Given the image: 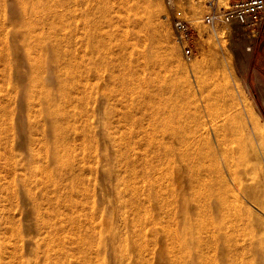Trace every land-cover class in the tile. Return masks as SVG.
Here are the masks:
<instances>
[{"label": "rangeland", "instance_id": "1", "mask_svg": "<svg viewBox=\"0 0 264 264\" xmlns=\"http://www.w3.org/2000/svg\"><path fill=\"white\" fill-rule=\"evenodd\" d=\"M43 1L45 0H34L33 3L37 2L38 4H40L42 2L41 4H43ZM54 1L56 0H53V2ZM92 1L93 0H91V2L89 3V6H92L91 9L89 6H84L74 11V16L70 18L68 22H65L63 24L64 29L63 31L62 29L60 30V34L59 31L56 32V30H54L55 39L57 38L59 40L60 38H62L60 40L63 43H61V52L67 54L68 58L70 59L71 64L69 63L68 68H70L69 71L71 73L73 72L72 74L74 76L73 79L75 82L73 80L72 82L76 83V86L74 87V89H72V91L74 90L73 93L71 92V103L70 101L65 103V105H62L61 109L70 111L77 110L81 114L77 116L78 119L70 122V127H77L78 130L77 132L72 131L73 133L69 134V142L66 144V146L70 148L68 149V151L70 150L69 152L66 153L63 151L51 150L50 147L54 141V135L52 134V132L49 133V135L47 131L43 132L42 130L39 131V134H36L34 136L35 141L29 142L26 145L29 150L31 149L34 153L36 152L32 157H29L26 154L24 148L17 143V138L22 133L21 129L15 127L17 117L19 115H23L24 117L32 116V118H34L35 116L34 119L40 120L36 124L40 127L41 124L43 125V123H46L45 120L42 121V119L39 118V112L37 111L38 109H40V105H42L43 103H39L37 98L31 100L28 96V92L27 95L22 99L23 102L21 103H23V105H20L21 99L19 96L21 87L14 79L15 68L13 67L11 59H9L11 58V56L9 57V54H5V58L6 55H8V58H4V60L7 62L5 63V61L2 59V56L0 55V131H4H2L3 133L1 132L0 134V264H51V260L49 257L52 256L53 259L57 256H60L61 254L66 253L69 256V263L67 262L68 264H80V257H82V255L89 256L92 259L91 264H135V262L136 264H166V262L167 264H170L172 262L174 264H197V258L189 257L191 255V249L189 246L185 248L186 255L181 254L185 257H181V255L175 253V244L171 237L175 234L179 235L181 233L182 225L180 224V222L178 229H176L175 225L172 226L174 230H170V228H168V220L172 216V214H175L178 220L179 217H181V203L180 205L176 202L173 203L174 195H177L179 199H182V196H180V192H178V183L176 182L174 173L172 172L173 167L177 165L175 164L176 162L171 163L172 158L170 159L168 158L169 156L167 157L162 155L158 162L155 163L157 165V167L155 168L156 170L154 169V171H156L155 173L144 174L142 170H138V168L140 167L139 165L143 164V158L149 160L156 154V152H150L144 155L142 149L135 146V141H138V139L141 138L145 142H152L156 140L165 143L167 141V139L165 138V120L162 121L159 119H148L146 120V122H144V119L143 122L140 121V123L142 122L141 124L144 125L139 126L141 128L137 127L138 133H135V135H138L136 136V138H134V143L132 138V144H130V146L132 147L129 146L130 151L127 148L129 152L126 156L121 158V161H119L120 163L118 162V165L116 161L118 160L116 159L118 157L116 156V154H114L116 153L114 149H118L116 147H119V149L122 148V146L120 147L119 145H122L123 141L125 142V140H128L129 135H127L126 133L127 131L128 133L130 132V130L128 129L133 126V121L135 119L137 120V117H135V119L133 118L132 121L130 120L129 122H126V127V124L124 125L125 117L122 112V108L123 106H126L124 110L132 109L133 111L135 110L136 105L140 99L136 97V94L134 93V98H136V100L128 99L125 102H119V97L117 95V99L115 98L116 100L113 104L102 103L100 106L99 99L101 97V94L106 93L111 88V90H113L114 92L116 91V93L114 94H118L117 92H121V90H119L120 87H117V83H115L111 79H108L110 78L109 75L111 72L107 68L106 62L102 63L100 66H95L93 63H91L97 56L96 48H98L99 46L96 42L93 41V38L95 35V39H102V36H105V34L111 35V33H113V36H105V39H107L108 41V45H106L107 47L104 46L106 49L102 48V51H108V49L112 48L114 45H120L123 42V39L125 40L126 38L131 37L132 33L133 37L131 38L136 40L137 37L138 40H134L136 43H133V41L132 47L128 51H125L123 53V57L125 56L124 54L127 53L125 56L126 58L130 57V54L132 53L133 55H131L133 58L140 59V56L137 57V52L136 55H134L135 51L141 50L142 48H147L149 52L151 51L152 55L150 53V56L152 58H155V60L163 59V54L165 53L164 50H161V47L162 49L166 48L165 51H168V49L171 50L170 48H174L175 53L177 54L176 59H178V62L180 61L179 63L182 65V67H184L182 72L185 73L183 75L185 76L186 81L180 85L179 89L182 93L188 94L189 106L186 109V112L194 113L200 116H206L205 108H207L206 106L208 105V102H212V104L219 107L223 103L225 105H227V103L228 105H230L229 102L231 101V105H233V107L236 106V108L234 107L233 109H230L227 114H229L232 119H237L236 127L231 129L230 133H236L235 135L240 137V146L243 150L242 160L245 167L248 168L249 173L246 183L252 186L261 187L264 191V69L259 65V61L257 59L259 55L257 54L258 41L260 39L263 41L264 37L258 36L257 40L255 39L252 55L246 67L244 68L240 61V55H242V52L240 51V45L244 39H247L248 37L251 38V36L246 35L244 38H242L241 36H239V34L228 32V29L223 24L217 25L215 30L210 29L206 24H204L202 19L204 13L206 12V3L208 0H152V3L145 7L139 9H136V7H129L125 10H123L124 8H121L120 6L122 5L120 2L121 0ZM13 3L14 2L12 0H0V26L4 27V31H10L16 27L10 19V9H12L16 5L15 3ZM25 3L27 4V6H31V4H33L26 1ZM8 4L10 5V7ZM57 5L58 4L54 2V4L52 5L53 7H51V9L54 10V13L62 8L64 9V13L70 12V10L72 11L74 9L73 6L67 7L65 9L64 7L60 8L59 5ZM101 7H108V9L103 13L99 11L96 14H91V11L98 10V8L101 10ZM83 8H85L86 10ZM88 11L90 12L89 15L87 14ZM75 14H77L78 16L76 17ZM5 15L10 16L7 17ZM175 17L188 21L192 27L193 55L190 58L184 56L182 49L175 41L172 25V21ZM4 18L5 22L3 21ZM8 18L10 19V21ZM134 18L136 21L140 20L139 22H147L145 26L141 27L140 29L133 28L132 22L135 21L133 20ZM108 19L109 22L111 21L110 23L108 22ZM106 21L108 23H106ZM85 22L88 25H86ZM89 22H94L92 23L93 26ZM54 24L55 26L58 25L57 19L54 20ZM82 24L85 25L83 26ZM94 25L96 26V28ZM155 27L156 29L154 30ZM132 29L140 30L139 33L135 30L138 35L142 32H144L145 35V32L148 31V35L147 33L145 35L146 40L145 37L142 38L144 36L143 34H141L142 36H136L137 33ZM37 30L38 34H36V36L45 35L49 31V29L47 30V27H44L42 29L37 28ZM125 30L130 34L127 35L128 32H126ZM9 31H7L9 34L5 32V37L8 36L6 37L8 38V43L13 41V39L9 37L11 33ZM98 32L100 34V37L98 36ZM101 32L103 33V35L101 34ZM150 32L154 34H151ZM115 34L117 36H115L116 38L114 37ZM252 35L254 36V34ZM121 36L122 38H120ZM147 36H149V38ZM119 39H122V42L121 40L118 41ZM111 40H115V42H118L117 44L114 41L112 43ZM139 40L143 43H140ZM69 41H71L72 44L69 43ZM144 42L146 45H144ZM94 44H96L97 46ZM141 44H143V46H141ZM158 44L163 45L165 48ZM137 45L140 49L137 48ZM149 48H153L152 50L154 52H152V50H150ZM155 51H157L156 55H154ZM39 53L40 49H35L34 51H32V56L38 55ZM161 55L163 56V58H161ZM157 56L158 59H156ZM47 58L49 59V56H47ZM164 59L162 61H164ZM140 61L143 62L142 57ZM64 67H66V65L61 66V68ZM6 68L8 69L6 70ZM20 68V70L23 71L26 75H29L30 72L29 70L26 71V67H24V65H21ZM119 68L116 67V70H118ZM159 68L161 67L159 66ZM139 69H142V67H139ZM156 69H158V66L156 67ZM95 70L96 72H94ZM4 71L5 74L6 72H8L6 76H4ZM36 71L38 72V69ZM121 71H123V69ZM158 71L159 73L154 70V75L152 74L151 77L148 76V80H143V78L138 79V84H134L136 85V87L133 85L130 88H132L133 90V87L138 88L135 89L136 91L140 88L144 89L145 86L151 88L155 83V79H157V77H160L158 86H163L165 83V76L171 75L173 72L167 71V69L165 70L163 69V67L161 68V71ZM256 74L258 75L260 82L263 85L257 82ZM2 76H4L5 78ZM43 76L46 77L44 73ZM4 79H6V81ZM141 80L142 82H144H140ZM49 81H51L49 80V77H46V82L48 84H50ZM9 82H11V84ZM246 84L249 86V89L246 88ZM52 86H54L55 88ZM58 86V84H51V86L48 85V89L51 92H54V94H57V89L60 90L61 88V85L59 86V88H57ZM120 89H122V87ZM209 89L213 96V101H209L207 99V92L209 91ZM223 96H225V98ZM224 101L227 102L225 103ZM234 102H236V104ZM162 103H165V96L156 104V106H159ZM224 104L222 107H226ZM104 110L106 112L108 110V112L111 111V113H113V116L112 114L111 116H109V122L112 125L114 123L115 126L116 124H118L117 122H119L120 125L116 126V128H121L119 130L114 128L112 138L113 140H115L116 146L115 144H112L110 148L108 147L111 153H108L107 147H105L107 149L106 150L103 145H100V143L97 142H101L102 140V136L97 134V131H99L100 124L104 123L106 120L105 117V120L102 119L103 115L99 111ZM5 111L6 115L4 114ZM172 116H178V114H173ZM68 124L69 123L65 124L64 126L66 127ZM6 126L7 128H5ZM122 127L126 129H123ZM92 128H94L95 130H92ZM6 129H9V131ZM90 129L92 131V134L89 133ZM143 129L150 135L146 136L144 133V136ZM81 130L82 133L77 134L78 131L80 132ZM159 130L164 133H159ZM134 131L131 129V133ZM85 133H89V135ZM152 133H154L155 135H153ZM78 135H80V137H78ZM159 135H161L163 140ZM82 136L84 137L82 138ZM1 137L3 138L1 139ZM93 145L96 147H93ZM109 154L110 157L108 156ZM57 155H59L60 158ZM132 158H135L136 161L135 164H133L134 166L129 165ZM62 159L64 160L61 162L60 160ZM73 163L76 166H74ZM114 163H116V167H114L112 171V166L114 165ZM119 166L122 167V169ZM159 166L161 167L159 168ZM70 168L73 170V172L69 176L63 177L65 179H62V181H60L61 179L59 178L62 176V174L67 172V170L70 171ZM119 168L121 170H124V172L119 170ZM158 168L160 169L159 171ZM136 169L139 174L136 172ZM161 169L164 171L162 172L165 173L164 176L163 173H161ZM107 170H111V172L108 173ZM152 174L154 175L153 177H151ZM54 176L57 177L55 181L52 179V177ZM151 180H154L155 184L152 183ZM164 180L165 183L162 184ZM155 181H158V184ZM159 182L161 183L159 184ZM151 186L153 188L155 187V189L151 190ZM131 189L132 191H139H137V193L136 191L135 193H133L132 191L130 192ZM154 190L156 191L154 192ZM207 190L208 186L204 187L203 190L195 192L193 195L196 196V198L202 197V199H206V207H210L212 209L214 200L209 193H206ZM147 191L154 194L165 193V199H168L173 203L172 205L173 207L175 206L176 212H173V208L171 211L167 209L165 210L162 207V209H160V206L156 204L155 200L148 196ZM43 192L44 196H41V193ZM129 192L133 194H130ZM10 195L12 196L10 197ZM116 196L117 198H120L121 196L122 199H120L123 202L120 199H117ZM104 197L106 198L104 199ZM125 197L127 200L123 199ZM147 197H149V199ZM21 198L23 199L21 200ZM31 198H35V201ZM116 202L118 203L116 204ZM246 205L255 214L263 217L264 219V212H260L256 209L254 210V207H252V205H249L248 203H246ZM111 209L114 210L112 211ZM161 210L163 213L161 212ZM135 216L137 217L135 218ZM136 219H138L139 221ZM153 220H157V223L155 222V225L157 224L156 226L153 225ZM217 222L218 219L212 212L209 216L204 217L202 224H215ZM74 223H76L77 225L74 226ZM151 223L153 226L151 225ZM194 224H200V222L192 221L188 223V226L193 227ZM152 227L154 228V231ZM134 228L135 230L133 232ZM117 231H119V233H116ZM175 231L177 233H175ZM119 234H121L120 239ZM88 235H91L90 239L92 241L87 239ZM134 241H136V243ZM79 242H84V247L83 249L80 248L77 252H74V249L81 244ZM133 244L135 245L134 248ZM203 251L204 252L201 251V255L204 260H200L201 264H227L231 257V254H229L228 251L222 246H213ZM133 255H136L135 258ZM122 256L124 257V259ZM119 259H122L124 261H120ZM249 259L250 260H248L244 264H260L258 260H254L252 257H250ZM59 262L60 261L57 260L56 264H58ZM67 263L60 262L59 264Z\"/></svg>", "mask_w": 264, "mask_h": 264}, {"label": "bare ground", "instance_id": "2", "mask_svg": "<svg viewBox=\"0 0 264 264\" xmlns=\"http://www.w3.org/2000/svg\"><path fill=\"white\" fill-rule=\"evenodd\" d=\"M12 1L16 5L12 9H10L11 16L10 15H8V16H10L11 21L13 22V24L16 27L13 26V27H15L14 29H12L10 31L7 30V31L11 32L9 37L12 38L13 41H11L12 40L11 39V40H9L11 42L8 43V41H7L8 38H6L8 36L5 37V35H6V33L7 34H9V33L7 31H4L5 29L3 26H0V55L2 56L3 60L5 58V54H9V57L11 56V58H9V59H11L13 67L15 68L14 79L19 84V86L21 87L20 96H19L21 99L20 105L21 104L23 105V103H21V102H23L22 99L29 92L28 96L31 100H34V98H37L39 103H41V102L43 103L42 105H40V109H38L37 111L39 112V114H38L39 118H41L42 121L45 120V122H46L45 124L43 123V125L41 124L42 126L39 124L40 125V127H39L36 124L40 120L34 119L35 116H34V118H32V116H28V117L25 116L24 117L23 115H19L17 117L15 127H17L18 129H21L22 133L17 138V143L24 148L26 154L29 157H32L36 152L34 153L31 149L29 150L26 145L29 142L35 141L34 136L36 134H39V131L42 130L43 132L47 131L48 134L52 132V134L54 135V141L50 147L51 150L63 151V152L67 153L70 151V150L68 151V149H70V148H68V146H66V144L69 142V138H70L69 134L73 133V132H77V130H78L77 127H76L77 129L75 127L71 128L70 122L75 121V119H78L77 116L81 115V114L77 110L76 111H70V110L61 109L62 105H65V103H67L69 101L71 103V100H70L71 92L73 93L74 90L72 91V89H74V87L76 86V83L72 82V80L74 81V79H73L74 76L72 74L73 72L71 73L69 71L70 68H68V65L70 63V59L68 58L67 54H65L64 52H61V49H62L61 43L62 42L60 40L62 38H60L59 40L57 38L55 39V37H54L55 31L54 30H56V32L59 31V34H60V30L62 29V31H63V29H64L63 24L65 22H68L70 20V18H72L74 16L73 15L74 11L76 9H80L81 7L89 6V3L91 2V0H56L54 2H56L60 8L64 7L66 9L67 7H70V6L74 7V9L72 11L70 10V12H67V13H64V9L62 8V9L58 10L57 12H55L56 15L54 13V10L51 9V7H53L52 5L54 4L53 0L52 1L51 0H45V1H43V4H41L42 2L40 4H38L37 2L33 3L34 0H12ZM25 1L33 3V4H31V6H27ZM120 2L122 4V5H120L121 8H124L123 10H125V9H128L129 7H136V9L145 7V6L149 5L150 3H152V0H121ZM9 7H10V5H9ZM89 7H90V9L92 8V6H89ZM83 9H85V8H83ZM107 9H108V7H104V8L101 7V10L98 8V10H93V11L90 10V11H91V14H94V13L96 14L99 11L101 13H103ZM135 11H137V10H135ZM135 11H134V13H135ZM87 14L89 15L90 12L88 11ZM5 16H7V15H5ZM75 16L77 17L78 15L75 14ZM99 16H100V14H99ZM104 18H105V16H104ZM10 19H9V21H10ZM55 19L58 20L57 26H55V24H54ZM110 20H111V18H110ZM131 20H132V18H131ZM133 20H135V18ZM3 21L5 22V18ZM89 21H91V20H89ZM94 21H96V20H94ZM139 21L140 20L133 21L132 27L140 29L141 27H144L146 22H147V21H141V22H139ZM86 22H85V24H86ZM99 22H101V21H99ZM108 22H109V19H108ZM108 22L106 21V23H108ZM92 23H94V22H92ZM92 23H90V24L92 25ZM102 23H99V24H102ZM85 24H82V25L84 26ZM86 25H88V24H86ZM95 25H97V24H95ZM44 27H47V30L49 29L48 33L45 35H42V36H36V34H38L37 28L42 29ZM87 27H90V26H87ZM97 27H99V26H97ZM91 28H93V27H91ZM95 28H96V26H95ZM95 28H94V30H95ZM100 28H102V27H100ZM145 28H147V27H145ZM155 29H156V27L154 28V30ZM135 30L138 31V33L140 31L137 29H135ZM135 30H133V31H135ZM97 31H98V29H97ZM97 31H96V33H97ZM126 32H128V31H126ZM147 32H145V35ZM138 33L136 34V36L138 35ZM101 34L103 35L102 32H101ZM112 34L113 33H111V35ZM128 34H130V33L128 32L127 35ZM141 34L144 35V32H142ZM141 34H139L138 36H142ZM151 34H154V33H151ZM99 35L100 34L98 32V36ZM111 35L105 34V36H111ZM131 35H132L131 37H133L132 33H131ZM145 35L142 38H144ZM147 35H148V33H147ZM96 36H97V34H96ZM105 36H102V39H99V38L95 39V35H94L93 41L96 42L97 45H99V46H98V48H96L97 56L96 57L94 56L95 59L91 63H93L95 66H97V65L100 66L102 63L106 62L107 68L111 72L110 75L108 73V75L110 77L108 79L113 80L115 83H117V87H120V88L122 87V89L119 88V90H121V92H117L118 94H114V93H116V91L114 92L113 90H111L112 88L109 91H107L106 93L101 94V97L99 99L100 106L102 103L113 104L115 102V100L117 99V95L119 97L118 98L119 102H125L128 99H135L136 100V98H134V93L136 94V97H138L140 99L136 105L135 110H133V111H132V109L131 110L130 109L124 110V108H126V106H123V108H122L123 109L122 112H123L124 117H125L124 118V121H125L124 125L126 124V127H127L126 122H129L130 120L132 121L133 118L135 119V117H137V120L135 119L132 123L133 126H131L130 129H128V130H130L129 133L126 130L127 133L126 132L125 133L127 135H129V138H128V140H125V142L123 141L122 145H119L120 147L122 146V148L119 149V147H116L119 150L114 149V151H116V153H114V154H116V156L118 157V158H116V159H118V160H116L117 163L119 161H121V158L126 156L127 153L130 151L129 146H130V144H132V142H131L132 138H133V143H134V141H135L134 138H136V136L138 135V134L135 135V133H138L137 127L144 125V124H141L144 119H145L144 122H146V120H148V119H151V120L152 119H155V120L159 119L162 121L165 120V138L167 139V141L165 143H162V142L156 141V140L152 141V142L151 141L145 142L141 138H139L138 141H135V143H136L135 146L140 147V149H142V152L144 155H146V153L156 152V154L149 160L142 157L144 161H143V164L141 163L142 165H139L140 167L138 166L139 167L138 170H142L144 172V174L156 172V171H154V169L157 167V165L155 163L158 162V160L162 157V155L167 156V157L169 156L168 158H170V159L172 158L171 159L172 161L170 160L171 163L176 162L175 164H177L175 167H173L172 172L174 173V178H175L176 182L178 183V186H179L178 192H180V196H182V199H179L177 197V195H174L173 196V203L176 202L179 205L181 203V217H179V220H178V218L175 216V214H172V216L168 220V225H169L168 228H170V230L173 229L172 228L173 225H175L176 229H178L179 222L182 225L181 233L179 235L175 234L171 237V239L174 241V244H175V251H176L175 253H177L178 255H181V254L186 255L185 248L187 246H189L191 249V255L189 257L197 258V260H196L197 264H201L200 260L203 259L202 255H201V251L204 252L203 250H205V249L207 250V248L209 249L213 246L214 247L222 246L224 249H226L228 251L229 254H231V257H230L227 264H244L248 260H250L249 259L250 257H252L254 260H258L260 262V264H264V219H263V217H260L257 214H255L246 205V203H248L249 205H252V207H254V210L256 209L260 212L261 211L264 212V191H263V188H261V187L252 186V185L246 183L249 173H248V168H246L245 165L243 164V160H242L243 150L241 149V146H240V137L236 136L235 135L236 133H230L231 129L236 127L237 119H234V118L232 119L231 116H229V114H227L230 109H233L234 107L236 108V106L233 107V105H231L232 104L231 101L229 102L230 105H228V103H227V105H225L223 103L226 107H222L223 106L222 103H221L222 105L217 107L216 105L212 104V102H210V103L208 102V105L206 106L207 108H205L206 109V112H205L206 116H203V115L200 116V115H196L194 113L186 112L187 111L186 109L189 106L188 94L182 93L179 89L180 85L186 81L185 76L183 75L185 73L182 72L184 67H182V65L179 63L180 61L178 62V59H176L177 54L175 53L174 48L173 49L170 48L171 50L168 49V51H165L166 48L163 45L158 44V45L163 46V48H165V49H162V47H161V50H164V53H165V54H163L165 59L161 55V58H163L164 61H162L163 59H158L159 55L156 58L158 60H155V58H152L150 56L151 51L149 52L147 48H142L141 50H138V51L134 50L135 51L134 55H136V52H137V54H138L137 57L140 56V59L142 57L143 62H141L139 58H138L139 59L138 60L137 58L132 57L133 54L131 52L133 51V48H132V51L130 52L132 54V55L130 54V57H128V58L125 57L127 53L124 54L125 56L123 57V53L125 51H128L132 47L133 43H136L135 41L138 40L137 37H136V40L131 38V37L126 38L125 40L123 39V42H122V39H119L118 41L121 40V42H122L120 45H117V46L114 45L113 46L114 48L113 47L109 48V49L107 48L108 51L107 50L102 51V48H105L104 46L108 45L107 44L108 41H107V39H105ZM115 36H116V34L114 35V37ZM4 37H5V40H4ZM90 37H89V39H90ZM114 37H112V38H114ZM147 37L149 38V36H147ZM151 37H154V36H151ZM120 38H122V36ZM134 38H135V36H134ZM140 39H141V37H140ZM91 40H92V38H91ZM115 40H117V39H115ZM115 40H111L112 43H113V41L115 42ZM145 40H146V37H145ZM4 41H6V42H4ZM118 41H116L115 43L117 44ZM254 41H255V37L252 35L251 38L248 37L247 39H244L240 45V51L242 52V55H240L241 56L240 61H241V64L243 65L244 68L246 67V65H247V63H248V61L252 55ZM69 43H71V41H69ZM91 43H93V42H91ZM140 43H143V42L140 41ZM94 45H96V44H94ZM144 45H146L145 42H144ZM141 46H143V44H141ZM137 48H139V46ZM35 49H37V50L40 49V53L38 55L32 56V51H34ZM152 49H150V50H152ZM157 51H155L154 55H156ZM152 52H154V51L152 50ZM151 55H152V53H151ZM47 56H49V59L47 58ZM6 58H8V55H6ZM5 63H7V62L5 61ZM8 64H9V61H8ZM73 64H75V63H73ZM77 64H79V63H77ZM5 65H7V64H5ZM21 65L22 66L24 65V67H26V71L29 70V72H30L29 75H26L23 71L20 70ZM62 65H66V67L61 68ZM157 66H158V69H156ZM159 66L161 68L163 67V69H165V70L167 69V71L173 72L171 75L165 76V78H164L165 87H164V85L158 86V84H159L158 82H159L160 77H157V79H155V83L152 85L151 88L145 86L144 89L140 88L139 90L136 91L135 89H138V88H135L136 85L138 84L137 83L139 81L138 79L143 78V80L144 79L148 80L147 78L151 77L152 74L154 75V70H156L158 73H159L158 70L161 71V68H159ZM116 67L117 68L120 67L119 68L120 70L119 69L116 70ZM139 67L140 68L142 67V69H139ZM199 67H200V65H199ZM121 68L123 69V71H121L122 70ZM7 69L8 68H6V70ZM37 69H38V72L36 71ZM71 70H73V69H71ZM5 71H4V76H6V74L8 73V72H6V74H5ZM162 71H164V70H162ZM94 72H96V70ZM43 73L46 75V77H49V80H51V81H49L50 84H48L46 82V77L43 76ZM52 73H53V75H52ZM155 74H156V72H155ZM163 74H165V73H163ZM4 76H2V77H4ZM7 77H8V75H7ZM6 79H4V80L6 81ZM81 79H83V78H81ZM140 82H142V80ZM9 83L11 84V82H9ZM51 84L52 85L58 84L59 86L61 85L60 90L57 89L58 95L54 94V92H51L48 89V85L51 86ZM134 84H136V85H134ZM133 85L135 86V87H133L134 90L132 88H130ZM59 86L57 88H59ZM52 87H54V86H52ZM246 88L249 89V86L247 84H246ZM13 89H15V88H13ZM164 96H165V103H162L159 106L158 105L156 106V104ZM212 97L213 96H212L210 89H209V91L207 92V99L209 101L210 100L213 101ZM223 97L225 98V96H223ZM28 101H29V99H28ZM227 101H224V102L226 103ZM234 103L236 104V102H234ZM78 109H80V108H78ZM105 110L99 111L103 115L102 119H104V117H105L106 120L104 119L105 122L100 124L99 131H97V134L102 136V140H101L102 144L99 141H97V142L100 143V145H103L104 148L107 147L108 153H111L109 148H110V146H112V144H115V140H113V138H112V133H114V128H116V126H118L120 124H119V122H117L118 124H116V126L114 125V123L112 125L109 122V116H111V114L113 116V113H111V111L108 112V110L106 112ZM7 111H8V109H7ZM4 114L6 115V111L4 112ZM101 114H100V116H101ZM173 114H176V115L178 114V116H172ZM36 118H37V116H36ZM42 121H41V123H42ZM140 121H142V122L140 123ZM67 123H69L70 125L68 124L65 127L64 125ZM5 128H7V126ZM122 128L126 129L124 127H122ZM139 128H141V127H139ZM116 129L119 130L121 128L117 127ZM131 129L133 131L134 130L135 131L131 133ZM6 130L9 131V129H6ZM92 130H95V129L92 128ZM2 131H0V134ZM79 133H82V130L80 132L78 131L77 134H79ZM89 133L92 134L91 129H90ZM89 133H85V134L89 135ZM144 133L146 136L150 135L149 133L145 132L143 129V135H144ZM159 133H164V132L159 130ZM159 133H157V134H159ZM139 134H141V133H139ZM152 134L155 135L154 133H152ZM159 136L161 137V135H159ZM78 137H80V135H78ZM83 137L84 136H82V138ZM2 138L3 137H1V139ZM6 138H9V137H6ZM161 139H162V137H161ZM115 146H116V144H115ZM135 146H133V147H135ZM93 147H96V146L93 145ZM130 147H132V146H130ZM127 148L129 149V151ZM58 154H59V152H58ZM147 155H149V154H147ZM57 156H59V155H57ZM108 156L110 157V154ZM109 157H107V158H109ZM59 158H60V156H59ZM163 158H165V157H163ZM63 160L64 159H62L60 161L62 162ZM135 162H136L135 158H132L129 165H133V164H135ZM119 163H118V165H119ZM31 164H32V162H31ZM73 165H74V163H73ZM64 166H66V165H64ZM74 166H76V165H74ZM114 167H116V163H114V165L112 166V171H113ZM160 167L161 166H159V168ZM37 168H38V166H37ZM63 168H62V171H63ZM120 168L122 169V167H120ZM120 168H119V170H121ZM159 168H158V171L160 170ZM67 169H68V167H67ZM30 171H31V168H30ZM121 171L124 172V170H121ZM152 171H154V172H152ZM162 171L163 170L161 169V173L164 172V171L163 172ZM72 172H73L72 169L70 171L67 170V172H65V173L62 172L63 173L62 176L60 178L59 177L58 178L61 179L60 181H62V179H65L63 177L69 176ZM107 172L109 173V172H111V170H107ZM136 172L138 173L137 169H136ZM164 175H165V173H163V176ZM55 176L52 177V179L54 181L57 178ZM118 176H119V174H118ZM153 176L154 175L152 174L151 177H153ZM72 177H73V175H72ZM124 178H125V175H124ZM159 179H160V177H159ZM151 181H152V183H154V180H151ZM160 183L161 182H159V184ZM164 183H165V180L163 181L162 184H164ZM162 186H165V185H162ZM206 186H208V190L206 193H209L210 196L213 197V200H214V205H213L212 209L210 207H206V204H207L206 199H202V197L196 198V196L193 195L195 192L203 190L204 187H206ZM70 188H71V186H70ZM133 189H134V187H133ZM153 189H155V187L154 188L152 187L151 190H153ZM156 189H157V187H156ZM131 191H132V189L130 190V192ZM135 191H132V192L135 193ZM137 191H139V190H137ZM137 191H136V193H137ZM155 191L156 190H154V192ZM133 193H130V194H133ZM172 193H175V192H172ZM11 194H12V192H11ZM106 194H104V195H106ZM130 194H129V196H130ZM42 195L44 196V192L41 193V196ZM115 195H117V194H115ZM11 196L12 195H10V197ZM148 196H150L151 198H153L155 200L156 204L158 206H160V209L163 208L165 210L167 209V210L171 211L173 208L174 209L173 212H176L175 206L173 207V205H172L173 203L171 201H169L168 199H165V193L164 194H157V193L154 194L152 192H150V193L148 192ZM30 197H31V194H30ZM105 198L106 197H104V199ZM116 198H117V196H116ZM120 198L122 199L121 196H120ZM120 198H117V199H120ZM147 198L149 199V197H147ZM22 199L23 198H21V200ZM31 199H33V198H31ZM123 199H126V197ZM25 200H26V198H25ZM28 200H29V197H28ZM126 200H124V201H126ZM22 202H24V201H22ZM117 203L118 202H116V204ZM131 204H132V202H131ZM128 206H130V205H128ZM134 206H135V204H134ZM161 212H162V210H161ZM212 212H213L214 216H216V218L218 219V222L215 224L207 223V224L203 225L202 222H203L204 217L209 216ZM136 217L137 216H135V218ZM136 220H138V219H136ZM156 221H154V220L152 221L153 225H155ZM192 221H199L200 224H194L193 227L188 226V223H190ZM44 223H46V222H44ZM132 224H133V221H132ZM140 224H142V223H140ZM72 225H73V222H72ZM75 225H77V224L74 223V226ZM151 225H152V223H151ZM152 229L154 231L153 227H152ZM134 230H135V228L133 229V232H134ZM129 231H130V228H129ZM176 231H175V233H177ZM116 233H119V231H117ZM119 235H120V237H119V239H120L121 234H119ZM90 238H91V235H88L87 239L91 240ZM111 238H110V240H111ZM96 239H97V237H96ZM88 240H86V241H88ZM98 240H99V237H98ZM133 240H134V238H133ZM133 240H132V242H133ZM136 240H138V239H136ZM38 242H39V238H38ZM134 242L136 243V241H134ZM79 243H81V242H79ZM84 244H85L84 242L81 243L78 247H76L74 249V252H77L80 248L83 249ZM86 244H88V243H86ZM41 246H42V244H41ZM134 246L135 245L133 244V248H134ZM116 249H117V247H116ZM121 251H122V249H121ZM71 255H73V254H71ZM71 255H70V257H71ZM55 256H56V254H55ZM60 256H62V257H60ZM60 256H57L53 259H52V256L49 257L51 260V264H56L57 260L60 261L61 263H67V262L69 263V260H68L69 256L67 255V253L61 254ZM133 256L135 258L136 255H133ZM181 257H185V256L181 255ZM92 258H94V257H92ZM166 258H167V256H166ZM94 259H96V258H94ZM123 259H124V257H123ZM163 259H164V257H163ZM134 260H133V262H134ZM141 260H142V258H141ZM122 261H124V260H122ZM91 263H92V259L89 256L82 255V257H80V264H91ZM135 264H136V262H135ZM166 264H167V262H166ZM170 264H174V263L172 262Z\"/></svg>", "mask_w": 264, "mask_h": 264}, {"label": "built area", "instance_id": "3", "mask_svg": "<svg viewBox=\"0 0 264 264\" xmlns=\"http://www.w3.org/2000/svg\"><path fill=\"white\" fill-rule=\"evenodd\" d=\"M203 22L210 29L223 24L228 32L239 34L242 38L254 34L264 35V0H208ZM176 43L185 57L193 55V30L190 23L175 17L172 21Z\"/></svg>", "mask_w": 264, "mask_h": 264}, {"label": "crops", "instance_id": "4", "mask_svg": "<svg viewBox=\"0 0 264 264\" xmlns=\"http://www.w3.org/2000/svg\"><path fill=\"white\" fill-rule=\"evenodd\" d=\"M261 37V36H260ZM262 37H264V35H262ZM257 54H259L258 55V63H259V65L261 66V67H263V69H264V40L262 41L261 39L258 41V45H257ZM258 74V73H257ZM256 74V80H257V82H259V83H261L260 82V79H259V77H258V75ZM262 84V83H261ZM263 85V84H262ZM263 87H264V85H263Z\"/></svg>", "mask_w": 264, "mask_h": 264}]
</instances>
